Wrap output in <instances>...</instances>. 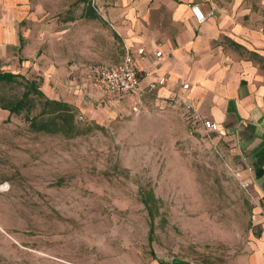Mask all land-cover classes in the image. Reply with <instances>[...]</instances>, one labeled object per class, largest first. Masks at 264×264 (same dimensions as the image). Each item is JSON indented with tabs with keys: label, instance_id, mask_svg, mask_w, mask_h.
Wrapping results in <instances>:
<instances>
[{
	"label": "rangeland",
	"instance_id": "374dc122",
	"mask_svg": "<svg viewBox=\"0 0 264 264\" xmlns=\"http://www.w3.org/2000/svg\"><path fill=\"white\" fill-rule=\"evenodd\" d=\"M2 1L23 39L0 45V72L73 106L80 133L35 132L0 109V264H251L255 204L220 134L171 106L134 112L86 80L80 92L63 82L72 67L86 77L122 60L105 12L140 0H89L97 19L82 0ZM24 91L0 84V104Z\"/></svg>",
	"mask_w": 264,
	"mask_h": 264
},
{
	"label": "crops",
	"instance_id": "0c3cea01",
	"mask_svg": "<svg viewBox=\"0 0 264 264\" xmlns=\"http://www.w3.org/2000/svg\"><path fill=\"white\" fill-rule=\"evenodd\" d=\"M1 3L0 15L14 9ZM120 5L106 10L105 18L123 44L124 57L117 64L94 66H116L130 53L142 87L167 79L155 94L145 93L141 109L171 106L182 113L181 106L171 101L178 96L217 124V133L232 147L238 175L250 184L255 204L259 236L251 244V264H264V0H140L128 8ZM193 5L207 14L204 23L195 20ZM21 39L17 21L0 18L4 53L9 47L16 49ZM140 49L144 55H139ZM90 66L86 77L72 67L63 82L80 92ZM52 72L48 69L43 75L46 81L55 80ZM183 84L190 88L184 90ZM119 99L133 104L130 97Z\"/></svg>",
	"mask_w": 264,
	"mask_h": 264
},
{
	"label": "built area",
	"instance_id": "2783aa9c",
	"mask_svg": "<svg viewBox=\"0 0 264 264\" xmlns=\"http://www.w3.org/2000/svg\"><path fill=\"white\" fill-rule=\"evenodd\" d=\"M191 11L198 23L202 24L207 20V14L204 13L199 5H193ZM138 53L139 55H144L145 50L140 49ZM161 55V52H157L156 54L157 57H161ZM87 81L92 87L103 92L107 96L115 98H132L134 112H138L141 109L142 99L145 93L151 95L155 94L159 88L167 84V79L161 77L151 82L148 86L142 87L140 72L136 66L133 55L130 53L125 56L120 64L113 67L90 66L88 68ZM182 88L188 90L190 85L183 84ZM171 101L181 106L183 110L182 113L187 116L192 123L203 126L209 133L218 132L217 124L203 118L190 100L175 96L171 98ZM238 176L240 177V175ZM240 182L249 194L250 184L242 181L241 178Z\"/></svg>",
	"mask_w": 264,
	"mask_h": 264
},
{
	"label": "trees",
	"instance_id": "16d2710c",
	"mask_svg": "<svg viewBox=\"0 0 264 264\" xmlns=\"http://www.w3.org/2000/svg\"><path fill=\"white\" fill-rule=\"evenodd\" d=\"M87 5L85 17L97 18L95 9L91 6L89 0H82ZM22 80L25 83V91L21 98L15 100H6L0 104V109L8 111L10 115H20L25 113L27 121L30 122V127L35 132H44L48 134L63 132L71 133L72 135L79 134L78 127L75 124V108L68 103L46 98L44 92L33 81L27 80L20 74L11 72H0V84L16 83ZM39 99L41 105L44 106L40 114L34 115L33 111L36 108L35 102ZM43 99V100H42ZM49 116L48 119L42 118ZM154 234L151 229L150 239Z\"/></svg>",
	"mask_w": 264,
	"mask_h": 264
}]
</instances>
